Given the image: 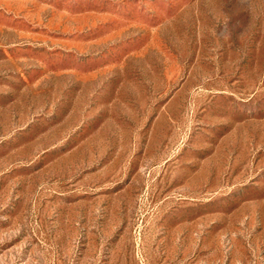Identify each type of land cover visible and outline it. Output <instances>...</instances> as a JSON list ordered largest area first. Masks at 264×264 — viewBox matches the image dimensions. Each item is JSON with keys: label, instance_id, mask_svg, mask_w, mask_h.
<instances>
[{"label": "rangeland", "instance_id": "1", "mask_svg": "<svg viewBox=\"0 0 264 264\" xmlns=\"http://www.w3.org/2000/svg\"><path fill=\"white\" fill-rule=\"evenodd\" d=\"M0 264H264V0H0Z\"/></svg>", "mask_w": 264, "mask_h": 264}]
</instances>
